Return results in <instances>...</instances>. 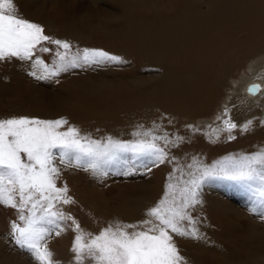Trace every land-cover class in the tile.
<instances>
[{
	"label": "bare ground",
	"instance_id": "obj_1",
	"mask_svg": "<svg viewBox=\"0 0 264 264\" xmlns=\"http://www.w3.org/2000/svg\"><path fill=\"white\" fill-rule=\"evenodd\" d=\"M29 1L36 4L39 17H31L27 8L18 14L41 24L46 35L78 47L103 49L122 57L126 63L105 65V78L109 82L103 84H92L90 80L78 81L76 86L71 80L74 75L61 73L57 84H61V89H39L47 106L20 107L16 111L19 116L13 117L48 120L63 117L69 122L63 126L64 130L74 126L81 135L100 141L109 136L121 141L150 140L151 136L143 135L145 132L167 136L169 140L184 137L176 147L163 140L156 141L169 153L163 164L153 165L148 157L124 153L118 165L108 167L115 175L132 171L131 177L123 175L113 185L106 178L100 184L102 191L109 185L121 187L116 198L125 206L121 211L101 206L93 198L83 204L80 194H71L72 185L58 183L57 187L67 185L68 195L75 203H57L56 208H68L63 212L79 223L85 241L90 239L87 234L97 235L117 221L128 224L148 219V209L161 200L168 183L178 190L183 187V181L191 178L189 173H196L203 166H211L226 156L264 150V125L260 123L264 120V0ZM18 3L14 0L16 8ZM237 76L240 77L235 79ZM252 85H259L255 94L248 91ZM9 117L0 115V118ZM226 119L237 125L252 120L253 126L235 144L217 149L218 142L229 135L223 131ZM237 130L241 132L239 127ZM138 132L141 135H134ZM57 166L64 171L62 166ZM78 180L74 179L73 184L77 185ZM203 187L211 189L213 194H237L238 205L232 202L230 206L221 197L215 200V206L226 212L234 208L240 221L253 222L247 218V210L264 211L256 183L211 179L199 191L204 192ZM74 205H78L80 213L70 211ZM198 207L191 210L194 217ZM195 220L206 239L174 236L187 264H264V253L260 251L263 247L256 250L252 240L257 234L253 233L251 239L240 245L234 241L222 242L219 234L210 229V220L201 217ZM76 234L71 222V232L66 237L69 250L56 258L52 255L55 264H76L71 250ZM5 238L0 231V247L21 257L20 264H37L29 253L28 258L21 256L20 249ZM190 242H198L197 252L185 247ZM212 244L220 261L205 258ZM83 264L93 262L85 255Z\"/></svg>",
	"mask_w": 264,
	"mask_h": 264
},
{
	"label": "snow or ice",
	"instance_id": "obj_2",
	"mask_svg": "<svg viewBox=\"0 0 264 264\" xmlns=\"http://www.w3.org/2000/svg\"><path fill=\"white\" fill-rule=\"evenodd\" d=\"M42 42L57 46L51 65L37 55V52L52 51ZM13 60L30 62L33 70L28 74L46 81L73 69L126 63L122 57L103 49L85 48L73 52L70 42L46 35L41 24L20 16L14 0H0V63ZM258 90L259 85L248 89L252 94ZM68 123L63 117L51 120L27 116L0 118V204L17 210L23 226L17 221L11 222L8 235L14 245L29 253L37 264H55L52 252L42 242L53 232L60 235L65 230L61 222L67 220H71L77 233L71 249L76 264H83L85 255L93 264H187L174 236L206 239L196 227L191 210L202 203L199 190L211 179L258 184L259 203L264 208V150H260L226 156L211 166H203L196 173H189L191 178L183 181V187L178 190L168 183L161 200L148 209V219L128 224L117 221L97 235L87 234L90 239L85 241L79 223L56 208L57 203H75L68 195L67 185H56L61 173L57 164H74L84 171L91 170L93 176L107 175L108 167L118 165L122 154L132 153L148 157L151 164L159 165L166 162L169 153L156 141L163 140L176 147L184 137L169 140L167 136L145 132L143 135L151 136L150 140L121 141L109 136L100 141L81 135L74 126L61 131ZM223 123V131L229 133L228 140L236 139L232 132L238 127L241 133H247L253 126L252 120L243 125L230 119ZM260 123L264 125V120ZM120 174L131 175L132 171ZM261 215L264 216V211Z\"/></svg>",
	"mask_w": 264,
	"mask_h": 264
},
{
	"label": "rangeland",
	"instance_id": "obj_3",
	"mask_svg": "<svg viewBox=\"0 0 264 264\" xmlns=\"http://www.w3.org/2000/svg\"><path fill=\"white\" fill-rule=\"evenodd\" d=\"M18 2L19 3L17 9L19 13H22L23 8H27V12L28 14L30 13L29 15L31 17H36V16L39 17L36 12L37 10L36 4L30 2L29 0H18ZM42 43L43 46L49 47L50 49H52V51L48 53L37 52V55L41 59H43L46 63L51 65L56 58L55 51L57 50V48L55 45L52 46L51 44H48L46 42H42ZM78 48L80 50L85 49L82 46L78 47V45H73V52ZM105 68H106L105 65H101V66L94 65L92 67H86L84 69H79V68L73 69L69 72H65L64 74L74 75L75 77H78L77 79L75 77L74 79H71L74 80L73 83H75L76 86L78 84V81H84L87 83V81L90 80L92 81V84L93 83L103 84L109 82L108 81L109 79L105 78V73H104ZM32 70L33 69L31 67L30 62H20L17 60H13L10 63H0V115H8L10 117L19 116L20 113L16 112L17 109L25 106L29 108L32 107L34 109L44 108L45 106H47L46 104L48 102L46 101L41 91H39V89L50 90L53 88L54 89L62 88L61 84L57 85L58 82L60 81L58 78L59 76L47 81L37 80L33 76L28 74ZM37 74L38 75L40 74L39 70ZM238 77L240 76L235 77V79ZM229 84H231V82ZM27 93L30 94L28 95ZM37 96L38 98H36ZM43 102L46 103L44 104ZM60 130L64 131V128H61ZM233 133L235 134L234 136L236 137V139L234 140L226 139L221 142H218V144L216 143L217 144L216 148L222 149L227 146L233 145L242 137V133L239 132L238 130L236 131V129L233 130ZM58 165L62 166L64 168L63 169L64 171L61 170L62 172L60 173L59 178L56 179L57 186H59L60 184H64L65 182L72 185L73 189L71 194L73 193L80 194L79 196L81 197L80 199L83 204L92 201L93 198L94 199L93 201H98L99 205L101 206L107 205L110 207H115V209L118 211L124 209L125 206L123 207V205L120 202H118V200H116L117 194H119L118 192L121 189L120 186L115 187L109 185L108 189L103 190L104 192L101 190L100 187L101 186L100 184L103 183L104 178H106L105 180H108V182L113 185V183L114 184L116 183L115 179L117 180L118 178L120 179L123 176L122 174L119 173L115 175L112 172H109L110 171L109 170L108 174L104 175V177L102 175L93 176L91 170L84 171L81 168L75 167L74 164L65 166L63 164L58 163ZM66 179L67 181H65ZM74 179L75 180L79 179L77 185L73 184ZM219 184H217V186ZM203 188L205 191L204 192L202 190L200 191V199L202 203L197 208L195 212V217H201L203 220H210L212 226L210 227V229L214 231L215 235L219 234V240H221L222 242L234 241L235 243L240 245L241 243H246L249 239H251L253 233L257 234V238L256 239L253 238L252 240L253 242H255V245L257 246L256 250H260L263 247L262 250L260 251L264 253V216L261 215L262 211L247 210L246 211L247 218H251L253 222H246L243 220L240 221L235 216L234 208H231L226 212L223 209H219L218 207L215 206V200L221 199V197L224 200H226V202L229 203L230 206L231 205L233 206V203L234 205L236 204L238 205V203H240V200L237 194H233V193L213 194L211 189H209L208 187L207 188L203 187ZM18 199L19 198L17 196V201ZM61 208L62 207L60 206L59 210ZM71 208L72 209H70V211L80 213V209L78 205H74ZM65 209L66 211L68 210L67 207H64V209L61 210L65 211ZM25 214H27V210H25ZM0 215H1L0 221L1 222L3 221V224L0 223V226L4 225L2 226V228L0 227L1 228L0 231L2 235L6 237L5 239H10L11 241V238L8 235L10 232L11 222L17 221L18 223L21 224V226H23V222L19 221L18 212L16 209L7 207L2 204H0ZM61 226L65 229L64 231L61 232L62 234L60 233V235H56L55 232H53L49 237H47L42 242L48 247L49 250L51 249L54 258H56L58 254L67 253L69 250L67 246L68 242L66 240V237L71 232V222L69 220L63 221L61 222ZM11 243L14 244L12 241ZM185 245H186L185 247L190 252L192 253L197 252L198 242L197 243L190 242ZM209 247L210 248L212 247L213 249L212 248L209 249L210 254L206 253L205 258L217 262L220 256L217 253L218 250L215 247H213V244L210 245ZM8 251H9L8 248L6 249V247H0V264H2L3 262L5 264L8 263L20 264L21 257L17 258ZM20 253L21 256L24 257L26 256V258H28L27 256H29V254L26 253V251L22 252V250H20Z\"/></svg>",
	"mask_w": 264,
	"mask_h": 264
}]
</instances>
